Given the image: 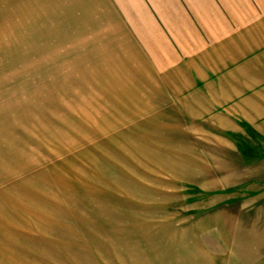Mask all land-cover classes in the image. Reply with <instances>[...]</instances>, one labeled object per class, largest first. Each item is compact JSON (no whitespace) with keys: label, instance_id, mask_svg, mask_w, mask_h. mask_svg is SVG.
<instances>
[{"label":"rangeland","instance_id":"obj_1","mask_svg":"<svg viewBox=\"0 0 264 264\" xmlns=\"http://www.w3.org/2000/svg\"><path fill=\"white\" fill-rule=\"evenodd\" d=\"M75 1L0 0V264H264V137L143 83Z\"/></svg>","mask_w":264,"mask_h":264},{"label":"crops","instance_id":"obj_2","mask_svg":"<svg viewBox=\"0 0 264 264\" xmlns=\"http://www.w3.org/2000/svg\"><path fill=\"white\" fill-rule=\"evenodd\" d=\"M88 33L201 115L264 137V0H76ZM149 71L151 74H148ZM151 75V76H150ZM200 113H198L200 115ZM239 126L230 127L236 132Z\"/></svg>","mask_w":264,"mask_h":264}]
</instances>
